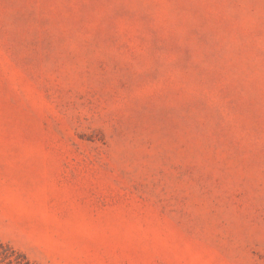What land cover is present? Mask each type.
I'll return each instance as SVG.
<instances>
[{"label": "rangeland", "instance_id": "obj_1", "mask_svg": "<svg viewBox=\"0 0 264 264\" xmlns=\"http://www.w3.org/2000/svg\"><path fill=\"white\" fill-rule=\"evenodd\" d=\"M0 264H264V0H0Z\"/></svg>", "mask_w": 264, "mask_h": 264}]
</instances>
